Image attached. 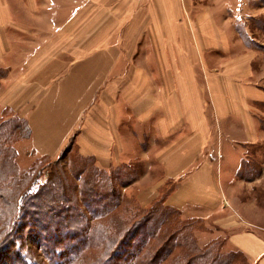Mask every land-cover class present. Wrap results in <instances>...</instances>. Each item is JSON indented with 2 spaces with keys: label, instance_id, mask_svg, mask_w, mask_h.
Instances as JSON below:
<instances>
[{
  "label": "rangeland",
  "instance_id": "1",
  "mask_svg": "<svg viewBox=\"0 0 264 264\" xmlns=\"http://www.w3.org/2000/svg\"><path fill=\"white\" fill-rule=\"evenodd\" d=\"M164 2L163 0H91L88 4L89 43L79 41L78 38L81 39L82 36L81 28H77L79 32L75 28L73 42L53 43L46 49L54 50L55 46L57 48L64 45L65 50L73 48L72 52L75 56L78 52L91 53L119 43L123 50L129 51V57L123 60V67L137 69L140 73L139 79H142L141 83H144L145 70L149 65L156 71H160L162 66L166 67L171 75L178 73L177 68L182 66L188 72H193L202 82L203 87L208 82L210 74L220 75L229 68H237V72L233 71L232 80L235 84L252 85L261 91V97L245 105L264 137V0H164ZM77 3L78 0H73V5ZM9 5L10 24L6 37L8 42L10 40L11 57L9 60L0 58V88L9 71L17 70L19 65H22L23 60L21 57L16 58L17 54L21 53L22 56L30 52L46 35H50L53 29L49 26L53 11L48 7V0H9ZM163 18L165 22L171 20L168 28L162 24ZM45 22L47 25H44ZM177 24L182 25L183 29L180 33L183 37L181 38L183 46L181 44V50L178 48L181 53L180 55L175 53L178 52L176 41L170 42V46L167 45L170 54L167 58L161 35L163 32L173 34ZM166 29L169 31L167 32ZM53 39L51 38L49 43H52ZM148 52L151 53L152 59H147ZM3 63L10 64V68ZM28 73L26 82L29 81L27 82L29 84L33 79L41 76L39 71L37 72L39 75L35 74V68L31 67ZM7 91L0 89V125L2 129L7 130L13 123H19L26 129L25 132L21 131L16 135L11 142V147L16 150L17 165L23 173L35 167L36 163L45 165L47 161L49 165L43 167L40 179V182H45L51 176L58 180L60 173L57 170H64V175L72 188L65 190L60 188L59 191L66 192L68 199L81 203L80 209L87 216L89 223L95 222L92 221L95 214H103L110 207L107 204L116 203V211L123 216L128 215L134 208L152 210L142 219L133 220L123 230V235L111 250L110 258L105 261L106 264H136L135 260L138 259L139 253L144 252L156 241L153 237L155 228L165 229L168 226L170 230H174L173 228L179 225L187 226L183 232L190 236L189 239L175 240L176 235L171 236L163 243L159 254L157 252L159 258L153 259L156 264H174L181 258V253L189 249L190 244L201 252L210 250L211 255L218 254V264H253L243 251L227 244L226 235L215 220L199 217L197 209H179L165 203L182 178H168L158 187L157 195L151 201L139 200L141 194L149 192V184L159 182L166 176L159 156L165 145L156 133L148 130H132L131 127L127 133L132 137V144L128 141V148L132 149L135 144L138 154L123 156L125 161L110 169L100 168L94 156L83 155L75 139H72L56 158H44L41 161V156L31 151V143L28 141L29 138H26L27 120L4 104L8 99ZM35 96L36 94L33 96L34 101ZM202 101L203 105L207 106L205 112L211 114L213 106L210 94L204 88ZM238 149V156L243 155L242 161L238 169L233 171L231 178L225 179L223 202L249 229L259 231L264 236V138L242 144ZM81 157L88 165L94 164L108 173L116 169L122 170L123 178L121 181L116 180L110 188L106 185H87L85 181L88 174L80 170ZM201 157L217 165L222 161L223 169L231 166H228V157L220 154L218 140L206 144ZM50 162L55 163L54 169ZM217 180L219 181L218 176ZM77 187L79 189L74 191ZM163 205L167 207L164 225L161 224L164 220L161 221L156 217L157 213L164 209ZM114 211H110L109 214ZM33 230L36 228L25 227L20 230L22 246L29 248L34 261L51 264L48 260L45 263L46 259L41 247L33 244L32 238L35 235ZM72 232L73 238H64L62 242V246L67 247L66 252L73 251L69 256L71 259L73 253L94 244L91 240V230L85 228V225L82 231ZM71 246L73 248H70ZM18 252L21 253V250L18 249ZM89 252L91 249L85 251V255ZM199 255L194 259V263L201 262L202 258Z\"/></svg>",
  "mask_w": 264,
  "mask_h": 264
},
{
  "label": "crops",
  "instance_id": "2",
  "mask_svg": "<svg viewBox=\"0 0 264 264\" xmlns=\"http://www.w3.org/2000/svg\"><path fill=\"white\" fill-rule=\"evenodd\" d=\"M90 1L78 0L73 5V0H48L53 11L49 19L52 33L30 52L17 54L22 65L3 79L0 89L8 90L4 104L27 120L31 151L37 156L56 158L75 139L83 155L94 156L100 168L110 169L123 163V156L138 154L134 143L132 149L128 148V141L132 144L127 133L131 127L154 132L164 141L159 156L166 176L149 184V192L141 194L139 200L151 201L168 178H182L165 203L179 209H197L199 217L215 220L225 233L227 244L243 251L253 264H264L263 234L249 229L223 202L225 179L231 178L242 161L238 148L264 138L245 105L261 97V91L252 85L235 84L232 79L237 68L220 75L210 74L203 87L199 78L182 66L171 75L166 67L156 71L149 65L141 83L137 69L123 67L129 51L119 43L75 56L73 48L65 50L64 45L46 49L53 43L73 42L75 28L78 32L77 28H81L79 41L89 43ZM170 21L163 18L165 28ZM9 24V0H0L1 60L11 57L10 40L6 37ZM176 27L177 33L173 30L171 34L174 37L164 32L161 35L167 58L170 42L176 41L177 49L182 48V25ZM51 38L54 39L49 43ZM180 50L175 53L180 55ZM148 53L147 59H152ZM3 65L10 68V64ZM30 67L41 76L37 73L39 76L29 84L26 80ZM203 88L210 94L211 114L205 112ZM217 140L220 154L229 159L228 168L223 169L222 161L217 165L201 157L203 147Z\"/></svg>",
  "mask_w": 264,
  "mask_h": 264
},
{
  "label": "trees",
  "instance_id": "3",
  "mask_svg": "<svg viewBox=\"0 0 264 264\" xmlns=\"http://www.w3.org/2000/svg\"><path fill=\"white\" fill-rule=\"evenodd\" d=\"M21 131L25 132L26 129L19 123H13L7 130L0 128V264H42L34 261L32 252L27 246H22L20 230L25 227L36 228L33 230L36 236L34 235L32 238L34 242H32L35 246L41 247L46 259L45 263L48 260L52 264L54 258V264H104L110 258L111 250L119 237L123 235V230L133 220L142 219L152 210L144 211L134 208L129 211L128 215L123 216L116 211V203L107 204L110 206L107 209L109 211L95 214L92 218V221L95 220V222L89 223L87 216L80 209L81 203L68 199L66 192L59 191L60 188L63 190L72 188L68 178L64 175V170H57L60 173L58 180L51 176L45 182H40V179L43 167L46 164L49 165L47 161L45 165L36 163L35 167L26 173L20 170L16 162V150L11 147V142ZM27 131L26 138H30L31 129L28 123ZM44 158L50 159V156H41V161ZM60 159L61 157H59ZM80 163V170L88 174L85 181L87 185H106L107 188H110L116 180L121 181L123 178L122 170L116 169L108 173L94 164L88 165L83 157H81ZM54 165L55 163H52L53 169ZM78 189V187L74 188V191ZM163 206L164 209H161L156 215L161 221L164 220L162 225L166 224L165 217L167 215V207ZM112 210L115 211L109 214ZM84 225L85 228L91 230V240L94 244L73 253L74 256L71 259L69 256L73 251L66 252L67 247L62 246L63 239L68 237L72 239L74 236L72 231H82ZM186 227L179 225L175 227L176 229L173 228L174 230H170L168 226L165 229L155 228L153 237L156 241L151 243L144 252L139 253L138 259L135 260L136 264H156L153 259L155 257L157 259V252L159 254L163 243L171 236L175 234V240L189 239L190 236L183 232L184 228L187 229ZM18 249L21 250V253L18 252ZM89 249L91 252L85 255V251ZM93 250L94 252H92ZM211 252L210 250L201 252L196 246L190 244L189 249L183 254L181 253V258L174 264H218L219 255H211ZM198 254L202 258L201 262L194 263Z\"/></svg>",
  "mask_w": 264,
  "mask_h": 264
}]
</instances>
